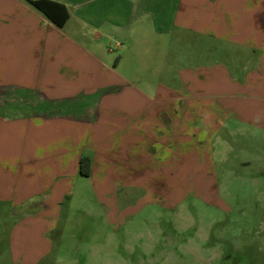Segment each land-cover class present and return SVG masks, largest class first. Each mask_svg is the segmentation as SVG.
Listing matches in <instances>:
<instances>
[{"label":"crops","instance_id":"1","mask_svg":"<svg viewBox=\"0 0 264 264\" xmlns=\"http://www.w3.org/2000/svg\"><path fill=\"white\" fill-rule=\"evenodd\" d=\"M49 1L0 0V264H43L78 187L128 217L264 131V0Z\"/></svg>","mask_w":264,"mask_h":264},{"label":"rangeland","instance_id":"2","mask_svg":"<svg viewBox=\"0 0 264 264\" xmlns=\"http://www.w3.org/2000/svg\"><path fill=\"white\" fill-rule=\"evenodd\" d=\"M220 138L209 183L177 188L174 201L145 199L131 216L110 219L78 187L43 264H264V131ZM117 198L119 212L138 199Z\"/></svg>","mask_w":264,"mask_h":264},{"label":"trees","instance_id":"3","mask_svg":"<svg viewBox=\"0 0 264 264\" xmlns=\"http://www.w3.org/2000/svg\"><path fill=\"white\" fill-rule=\"evenodd\" d=\"M34 8L40 11L50 22L57 27H62L68 19V13L66 9L55 2L49 0H27ZM90 159L88 157H82L80 159V173L83 176L89 175Z\"/></svg>","mask_w":264,"mask_h":264}]
</instances>
